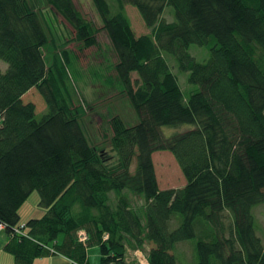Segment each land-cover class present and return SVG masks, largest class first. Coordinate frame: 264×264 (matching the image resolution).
<instances>
[{
	"label": "trees",
	"instance_id": "1",
	"mask_svg": "<svg viewBox=\"0 0 264 264\" xmlns=\"http://www.w3.org/2000/svg\"><path fill=\"white\" fill-rule=\"evenodd\" d=\"M91 1L117 56L116 90L137 117L126 124L112 113L100 144L67 83L72 52L47 64L42 14L30 0H0V223L14 264L51 253L87 264L79 230L98 246L99 264H136L128 253L137 250L148 264H178L177 243L189 240L194 264H264L252 213L264 205V0ZM46 2L73 41L96 45L97 27L73 0ZM127 5L149 32L135 33ZM191 44L208 46V58L197 61ZM165 54L198 85L186 98ZM101 70L93 76L115 89ZM31 90L45 103L39 119L36 104L23 101ZM183 124L192 127L169 137L161 130ZM156 151L173 155L184 185L159 188ZM33 191L45 212L21 223Z\"/></svg>",
	"mask_w": 264,
	"mask_h": 264
},
{
	"label": "rangeland",
	"instance_id": "2",
	"mask_svg": "<svg viewBox=\"0 0 264 264\" xmlns=\"http://www.w3.org/2000/svg\"><path fill=\"white\" fill-rule=\"evenodd\" d=\"M77 9L88 19L95 27L96 33V45L90 47H80L81 43L77 42L73 38V30L68 23H66L62 17L54 12V10L48 5L46 0H30L35 8L42 14L44 22L48 27L49 41L43 48L44 58L47 64L52 62L55 55L57 58L62 53H67V50L71 51L70 60L71 63H67V83L71 92L74 93L75 105H81L86 110V114L82 117V122L87 130L91 140L97 144L99 143V137L101 128L107 131L108 137L111 136V129L107 125V120L111 114H117L126 124H132L137 117L134 116V112L131 109L129 103L125 99V94L119 93V86H117L118 80L114 72V64L117 60L115 51L109 42L106 32L101 28L102 22L97 14V11L91 0H73ZM172 6H166L162 14L163 18L167 21L173 20ZM126 12L128 13L132 27L137 35L149 32L144 25L143 20L134 6L127 5ZM80 47V48H79ZM188 52L199 62L205 61L209 56L208 46H199L191 44ZM76 56V59L73 58ZM165 59L168 63L170 70L177 76L178 83L183 91L184 97L198 89L197 84L190 83L188 81V72L182 71L178 68L174 56L171 54H165ZM0 67L4 69L6 64L0 61ZM102 69V73L107 75L111 79L109 83L115 84V89L107 87L102 82H98L93 76L95 71ZM98 73V72H97ZM136 77L133 74V78ZM116 79V81H115ZM115 81V83H114ZM117 89V90H116ZM24 102L31 101L36 104V118L39 119L45 111V103L36 90H31L23 97ZM192 126L189 124H183L180 126H163L161 128L163 134L169 137L177 132L185 131ZM105 149L109 150L108 139L104 143ZM109 155L113 156L109 150ZM114 157V156H113ZM155 174L160 189L180 187L183 184L184 177L173 157L168 151H156L152 154ZM133 168V165H132ZM139 204V203H137ZM45 212V209L39 206V195L37 191H33L25 202L19 208L20 222H26L30 218L41 217ZM252 213L255 219V231L261 238L264 246V205L259 204L252 208ZM80 231V230H79ZM77 240L82 244L86 252L90 245L87 240L81 241L79 235ZM193 241H183L177 243L182 251L175 250L174 253L177 257L178 264H194L195 255L193 250ZM181 245V246H180ZM89 253V251H88ZM133 254V253H132ZM131 254V255H132ZM132 261L136 264H148L144 251L136 252V257L132 255Z\"/></svg>",
	"mask_w": 264,
	"mask_h": 264
},
{
	"label": "crops",
	"instance_id": "3",
	"mask_svg": "<svg viewBox=\"0 0 264 264\" xmlns=\"http://www.w3.org/2000/svg\"><path fill=\"white\" fill-rule=\"evenodd\" d=\"M185 184V180H183V184ZM181 185V186H182ZM24 223V222H23ZM10 240L9 235L4 231V229L0 230V264H14V256L11 252L5 249V245ZM89 251V253H88ZM182 251V250H179ZM136 252L129 251L128 261L132 260V255L136 257ZM132 254V255H131ZM146 256V253H145ZM99 249L98 246L95 244H90L87 250V264H99ZM32 264H75L71 259L68 257L59 254V253H51L50 255H46L43 257H39L33 260ZM183 264H187V262L183 261Z\"/></svg>",
	"mask_w": 264,
	"mask_h": 264
},
{
	"label": "built area",
	"instance_id": "4",
	"mask_svg": "<svg viewBox=\"0 0 264 264\" xmlns=\"http://www.w3.org/2000/svg\"><path fill=\"white\" fill-rule=\"evenodd\" d=\"M1 229H4V224H2V223H0V230H1ZM21 229H22V228H16V229H15V232H17V233H19V234H23V231H22ZM78 235H79V239H80L81 241H85V240H87V234H86L85 231H83V230L78 231Z\"/></svg>",
	"mask_w": 264,
	"mask_h": 264
}]
</instances>
